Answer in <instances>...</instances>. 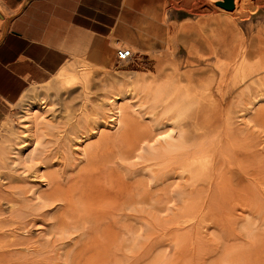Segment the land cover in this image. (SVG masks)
<instances>
[{
  "label": "rangeland",
  "instance_id": "1",
  "mask_svg": "<svg viewBox=\"0 0 264 264\" xmlns=\"http://www.w3.org/2000/svg\"><path fill=\"white\" fill-rule=\"evenodd\" d=\"M157 1L132 8L133 29L125 23L98 39L105 51L84 67L87 83L55 74L29 90L26 103L43 98L47 110L36 112L42 141L23 157L51 161L47 176L78 196L39 201L33 189L49 187L20 164L24 102L0 114V264H264V8L252 5L247 17L212 0ZM120 46L131 47L130 59L116 60ZM135 81L148 92L119 101L125 121L111 129L109 95ZM85 123L99 129L83 154L76 129ZM23 206L29 218L11 224ZM7 240L33 241L37 253L21 256Z\"/></svg>",
  "mask_w": 264,
  "mask_h": 264
},
{
  "label": "crops",
  "instance_id": "2",
  "mask_svg": "<svg viewBox=\"0 0 264 264\" xmlns=\"http://www.w3.org/2000/svg\"><path fill=\"white\" fill-rule=\"evenodd\" d=\"M161 2V0H159ZM0 0V114L22 102L35 84H46L67 63L91 67L108 37L131 14L157 0ZM127 8H131L130 11ZM170 11V10H169ZM171 14V12H169ZM81 47L88 50L74 54ZM73 54V55H72ZM69 58V56H71ZM85 63V64H84ZM87 63V64H86ZM81 64V65H82ZM88 65V66H87ZM32 84V85H31ZM31 85V86H30Z\"/></svg>",
  "mask_w": 264,
  "mask_h": 264
},
{
  "label": "bare ground",
  "instance_id": "3",
  "mask_svg": "<svg viewBox=\"0 0 264 264\" xmlns=\"http://www.w3.org/2000/svg\"><path fill=\"white\" fill-rule=\"evenodd\" d=\"M212 1H220V0H212ZM223 1V0H222ZM216 2H215V4H216ZM233 5H234V12L235 13H237L239 16H247V11L249 10V8H251V6L253 5L254 7L253 8H256V11H258L260 8H264V0H233ZM218 6V5H217ZM220 7V6H219ZM193 8V7H192ZM222 8V7H221ZM222 9H224V8H222ZM224 10H226V9H224ZM254 10V9H253ZM227 11H232V10H226V12ZM249 16V15H248ZM247 16V17H248ZM195 45V44H194ZM193 45V46H194ZM251 46V45H250ZM129 48L131 51H132V49H131V47L130 46H127V47H124V46H120L119 48ZM196 47V46H195ZM198 47H199V45H198ZM117 49V48H116ZM239 49V48H238ZM191 50V49H190ZM193 51V50H192ZM240 53V52H239ZM241 54V53H240ZM243 54V53H242ZM245 54V53H244ZM132 55H133V51H132ZM236 55V54H235ZM250 55V54H249ZM241 56V55H240ZM239 57V56H238ZM131 58V57H130ZM129 58V59H130ZM244 59V58H243ZM128 60V59H127ZM119 62H121V61H119ZM123 62V61H122ZM258 63H263L264 64V58H259V61H257ZM82 64V63H81ZM85 64V63H84ZM87 64V63H86ZM82 66H84L83 64H82ZM88 66V65H87ZM263 66V65H262ZM67 68H69V67H64V68H62L59 72H58V75L59 74H64V76L66 77V79L67 80H69V81H75V83L77 82V83H84V82H86V80H87V75H86V73L85 72H87V70H85V68L84 67H82L81 68V71H77V72H75V71H73L74 70V67H71L73 70H68ZM84 69V70H83ZM70 71L71 72H73V73H70ZM85 71V72H84ZM75 72V73H74ZM251 75V74H250ZM64 77V78H65ZM89 78V77H88ZM76 83V84H77ZM87 83V82H86ZM85 83V84H86ZM130 85V87H129V89H125L126 88V86L123 88V86L122 87H120L121 89H117V91H115V89H114V93L113 92H111L112 94L111 95H109V97L110 98H112V100L110 101V102H108V104H109V110H110V113H112V119L110 118L109 120L112 122H110L111 123V129H117L118 127H120V126H122L123 124H124V121H125V114L123 113V110H122V105H119V101L120 102H122V100H124V99H133L134 97V94L136 93H139L140 94V91L141 92H148V90H146V89H148L147 88V86L144 84H140V82H138V81H135V82H132V83H130L129 84ZM128 85V86H129ZM262 85V84H261ZM86 86H87V84H86ZM85 86V87H86ZM263 86H264V84H263ZM84 86H83V88H85ZM88 87V86H87ZM119 87V86H118ZM117 87V88H118ZM87 89V88H86ZM261 89V88H260ZM84 91H86L85 89H83ZM86 94V93H85ZM108 97V98H109ZM30 97H29V95H25L24 96V98L22 99V102H24V113H23V124H22V128L24 129L23 130V132H24V136H26V139L25 140H23L21 143H19L20 144V151H21V154H20V159H21V161H20V164H21V166L23 167V169L24 170H27V169H31L32 168V170L34 169V172H35V177H36V179L38 178V180H39V182H40V184L41 185H39L40 187L41 186H46V187H49L48 189H50L49 191H38V188H34L33 189V191L35 192V194H36V197L37 198H39V201H41V203L43 202H49V203H52L53 201L56 203V202H58L59 200L61 201V200H63V199H65V198H62L64 195H68L69 196V201L70 200H72V196H75V192L73 191V194L74 195H72L71 193H72V191H70V193L69 192H67V191H65V192H61V187H62V185H61V179H59L58 178V176H56V177H50V174L47 176V171L49 172V171H51V164H52V162L51 161H49V160H47V159H45V160H39L38 162H34V161H32L31 159H30V157H23L24 155H25V153L28 151V152H30V153H33V151L35 150V147L42 141V137H43V134H44V130L41 128V121L40 120H42V119H39L38 120V116H36V112H39V111H43V113L47 110V104L45 103V101L43 100V98H41L39 101H32L31 103H26V101L29 99ZM109 98V99H110ZM108 99V100H109ZM49 102V101H48ZM85 102V101H84ZM106 105H107V103H106ZM40 114V113H39ZM46 114V113H45ZM44 114V115H45ZM221 114V113H220ZM111 115V114H110ZM43 116V115H42ZM221 116H222V114H221ZM109 117H111V116H109ZM86 121H87V119H85ZM195 120V118L191 121V122H193ZM215 120V119H214ZM202 121V120H201ZM213 121V120H212ZM175 123V122H174ZM195 122H193V124H194ZM196 123H198V121L196 120ZM93 124V123H92ZM185 124V123H184ZM192 123L190 124H188L189 126H191V125H193ZM171 125H174V124H172V122H171ZM185 125H187V124H185ZM187 125V126H188ZM188 126V127H189ZM194 126V125H193ZM109 127V128H110ZM196 127V126H195ZM179 128V127H178ZM181 128V127H180ZM184 128V127H183ZM186 128V127H185ZM197 128V127H196ZM98 129H99V125L98 124H94L93 126H91L90 127V125L89 126H87L86 125V123L83 125H79L78 126V128L76 129L77 130V132L79 133V135H77V134H75V136L77 135V138H79L78 139V142L79 143H77L78 145H77V148H78V150L79 151H81V153H83L84 152V150L85 149H83V147L85 146V144L86 143H88L87 141L89 140V139H91L95 134H97V132H98ZM182 129V128H181ZM180 129V130H181ZM195 129V128H194ZM75 130V131H76ZM189 130V129H188ZM189 132V131H188ZM191 133H192V131H190ZM194 132V131H193ZM195 133V132H194ZM197 133V132H196ZM61 134V133H60ZM60 134H58L57 133V135H60ZM166 134V133H165ZM168 134V133H167ZM170 134V133H169ZM169 134L168 135H164V139L166 140V142H168V140L170 139V137H169ZM21 135H23V134H21ZM74 136V137H75ZM171 136V135H170ZM187 136H188V134H187ZM45 137V136H44ZM67 137V136H66ZM70 137V136H69ZM160 137V136H159ZM159 137H157V138H159ZM193 137V136H192ZM76 138V137H75ZM106 138H108V136L106 137ZM196 139V138H195ZM66 140H68V138H66ZM70 140V139H69ZM73 140V139H72ZM141 140V139H140ZM138 141V144L140 145V142L142 141ZM144 140V139H143ZM152 139H150V141H151ZM198 140V139H197ZM155 141H156V139H155ZM184 141V140H183ZM46 142H47V140H46ZM70 142H72V141H70ZM145 142H147L146 140H145ZM158 142H160V141H158ZM157 142V143H158ZM180 142V141H179ZM60 143V142H59ZM73 143H74V140H73ZM143 143H144V141H143ZM55 144H56V142H55ZM63 144V143H62ZM72 144V143H71ZM71 144H67V145H71ZM134 144H136V146L134 147L135 148V150L137 149V143H136V141L135 142H133V145ZM161 144V143H160ZM230 144V143H229ZM47 145V144H46ZM84 145V146H83ZM131 145V144H130ZM130 145H129V147H130ZM149 145L150 146H152V148H153V146H154V144H153V142L151 143H149ZM200 145V144H199ZM128 146V145H127ZM171 146V145H170ZM63 146L61 145V147L60 148H62ZM64 147H66V146H64ZM74 147V146H73ZM122 147H124V146H122ZM121 147V148H122ZM125 147H126V145H125ZM131 147H132V145H131ZM130 147V148H131ZM49 148V147H48ZM47 148V149H48ZM68 148V147H67ZM70 148V147H69ZM129 148V149H130ZM133 148V147H132ZM131 148V150H133ZM189 148V147H188ZM59 149V148H58ZM148 149H149V147H148ZM165 150V149H164ZM63 150H61V152H62ZM65 151V150H64ZM63 151V152H64ZM129 151V150H128ZM209 151V150H208ZM63 152H62V154H63ZM86 152V151H85ZM126 152H127V150H126ZM130 152V151H129ZM3 153V148L2 147H0V154H2ZM65 153H66V151H65ZM119 153V152H118ZM121 153H123V152H121ZM121 153H119V154H121ZM133 153V151L130 153V154H132ZM152 153H153V150H152ZM182 153V152H181ZM84 154V153H83ZM118 154V155H119ZM155 154V153H154ZM61 155V154H60ZM176 155V154H175ZM30 156V155H29ZM159 156V155H158ZM62 157H64V156H62ZM127 157V156H126ZM193 157V156H192ZM220 157V156H219ZM154 158V157H153ZM191 157H189V159H190ZM215 158V157H214ZM221 158V157H220ZM19 159V158H18ZM161 159V158H160ZM199 159V158H198ZM226 159V158H225ZM1 160V159H0ZM35 160V159H34ZM181 160H183V159H181ZM148 161H150V160H148ZM12 162H14L15 163V159L13 160L12 159ZM63 162V161H62ZM169 164H170V161L168 162ZM169 164H167V165H169ZM218 165V164H217ZM222 165V164H221ZM215 166V165H214ZM154 167V166H153ZM184 167V166H183ZM180 168V167H179ZM194 168H196L195 166H194ZM20 169V168H19ZM174 169H176V168H174ZM181 170L183 169V168H180ZM205 169V168H204ZM223 169V168H222ZM171 170H173V169H171ZM206 170V169H205ZM21 171V170H20ZM28 171H30V170H28ZM33 172V173H34ZM181 172H183V171H181ZM89 173V172H88ZM22 174V173H21ZM85 174H87V173H85ZM84 174V175H85ZM186 175V174H185ZM217 175H219V173H217ZM104 176V175H103ZM102 176V177H103ZM180 176V175H179ZM105 177V176H104ZM103 177V178H104ZM34 178V177H33ZM177 178H178V176H177ZM105 179H107V176H106V178ZM248 179V178H247ZM6 181V180H5ZM4 182V181H3ZM113 185V184H112ZM224 186V185H223ZM238 186V185H237ZM238 190H239V188H238ZM240 191H241V189H240ZM60 193V194H59ZM82 193V192H81ZM80 193V194H81ZM61 194H63L62 196H61ZM79 195V194H78ZM77 194H76V196H78ZM82 196H83V194H81ZM247 195V194H246ZM35 196V195H34ZM86 196H88V195H86ZM65 197V196H64ZM67 197V196H66ZM36 198V199H37ZM76 198V200L78 199L77 197H75ZM244 199V198H243ZM246 199V198H245ZM248 199V198H247ZM255 199H257V198H255ZM75 200V199H74ZM135 200V199H134ZM235 200V199H234ZM77 201H80L79 199L77 200ZM76 201V202H77ZM53 202V203H54ZM61 202H63V201H61ZM65 202V201H64ZM130 203L132 202V201H129ZM252 202V201H251ZM254 202H255V200H254ZM60 203V202H59ZM67 203V202H66ZM9 204V203H8ZM40 204V203H39ZM77 204V203H76ZM78 204H80L81 205V203L79 202ZM66 205V204H65ZM69 205H71V204H69ZM261 205V204H260ZM30 206V205H29ZM28 206V207H29ZM39 206H41V205H39ZM76 207H77V205H75ZM28 207H26V206H23V207H21V208H18V209H15L13 212L11 211V215H10V220H11V224H15L16 223V221L18 222H20V221H23V219L25 218V217H28L29 216V214H27V213H29L28 212V210H27V208ZM131 207V206H130ZM80 207H78L77 208V210L79 209ZM66 209H68V208H66ZM69 209L71 210L72 209V206L71 207H69ZM74 209V208H73ZM73 209L71 210V211H73ZM81 210H82V208H81ZM91 210V209H90ZM231 210V209H230ZM67 211V210H66ZM65 211V212H66ZM79 211H80V209H79ZM83 211V210H82ZM75 212V211H74ZM77 212V211H76ZM81 212V211H80ZM86 212H87V210H86ZM91 212V211H90ZM33 213V212H32ZM31 213V214H32ZM93 213V212H92ZM68 214H70V212L68 213ZM67 214V212L65 213V215L64 216H66V215H68ZM73 214V213H72ZM71 214V216H73ZM79 214H81V213H79ZM28 215V216H27ZM89 215V214H88ZM88 215H86V216H88ZM69 216V215H68ZM67 216V217H68ZM70 216V217H71ZM78 216V215H77ZM236 216V215H235ZM212 217V216H211ZM29 218V217H28ZM84 218V217H83ZM91 219H92V217H90ZM94 218H96V217H94ZM25 219H27V218H25ZM32 219V218H31ZM97 219H99V218H96L95 219V221L97 220ZM86 220V222L85 221H83V222H85L84 224H85V227H89L88 226V222H87V220L88 221H90L88 218L87 219H85ZM210 220V219H209ZM32 221V220H31ZM94 221V220H93ZM23 222H26L25 220L23 221ZM22 222V223H23ZM29 222H30V220H29ZM91 222H92V220H91ZM90 222V223H91ZM97 222V221H96ZM98 222H100V221H98ZM10 224V225H11ZM77 224V223H76ZM75 224V225H76ZM80 224V223H79ZM101 224V223H100ZM74 225V229L75 228H78L77 226H75ZM93 225H94V222H93ZM17 226H19V225H17ZM70 226V225H69ZM95 226H97V225H95ZM15 227V226H14ZM206 227V226H205ZM210 227V226H209ZM213 227V226H212ZM96 228V227H95ZM94 228V229H95ZM100 228V227H99ZM98 228V229H99ZM2 229H4V228H2ZM70 229H72V227L70 228ZM86 229V228H85ZM12 230V229H11ZM14 230V229H13ZM17 230V229H16ZM16 230H14V232L16 231ZM87 230V229H86ZM93 230V229H92ZM18 231V230H17ZM80 231V230H79ZM82 231L84 232V229H82ZM99 231H100V229H99ZM208 231V230H207ZM206 231V232H207ZM4 232H6V230L4 231ZM10 232H12V231H10ZM101 232V231H100ZM208 232H212V230L211 231H208ZM208 232H207V234H208ZM9 234V233H8ZM7 234V236L8 237H10L9 235ZM18 235L19 233H15V235ZM85 234H88L87 233V231L85 232ZM209 234H212V233H209ZM14 235V234H13ZM6 236V237H7ZM20 236V235H19ZM206 236V235H205ZM211 236V235H210ZM15 238V239H14ZM208 238V237H207ZM5 239H8V238H5ZM13 239L14 240H17V238L16 237H13ZM12 238L11 239H9V240H13ZM18 239H19V237H18ZM210 238H208V240H209ZM5 241V240H4ZM7 242L9 243V246H15L14 247V250H15V248H19V249H22L23 251H21L20 253H21V256H23V254H22V252H24V253H26L27 254V252H36V249L38 248H36L35 247V243L33 242V241H27V240H18V241H11V243L7 240ZM8 243H7V245H8ZM226 243V242H225ZM229 243V242H228ZM2 244V243H1ZM40 244V243H39ZM41 245V244H40ZM228 245V244H227ZM225 246V245H224ZM230 246V245H229ZM1 247V246H0ZM40 247V246H39ZM2 248H4V251H5V248H7V246L6 247H2ZM1 248V249H2ZM9 248V247H8ZM7 248V249H8ZM12 248V247H11ZM17 248V249H18ZM13 250V249H12ZM25 250V251H24ZM42 249H40V251H41ZM17 251V250H16ZM27 251V252H26ZM38 252H39V250H37ZM222 252V251H221ZM19 253V254H20ZM37 253V252H36ZM16 254H17V252H16ZM39 255H41V253L39 254ZM239 255V254H238ZM1 256V255H0ZM6 257H7V255H6ZM234 257V256H233ZM2 258V257H1ZM30 258V257H29ZM20 260V259H19ZM3 261V260H2ZM213 261V260H212ZM4 262V261H3ZM17 262V261H16ZM1 263V262H0ZM17 263H19V261L17 262ZM4 264V263H3ZM14 264V263H13ZM19 264H35V262H33V261H27V260H25V259H23Z\"/></svg>",
  "mask_w": 264,
  "mask_h": 264
},
{
  "label": "built area",
  "instance_id": "4",
  "mask_svg": "<svg viewBox=\"0 0 264 264\" xmlns=\"http://www.w3.org/2000/svg\"><path fill=\"white\" fill-rule=\"evenodd\" d=\"M132 57V51L129 48H117L115 50V58L117 61H126Z\"/></svg>",
  "mask_w": 264,
  "mask_h": 264
},
{
  "label": "water",
  "instance_id": "5",
  "mask_svg": "<svg viewBox=\"0 0 264 264\" xmlns=\"http://www.w3.org/2000/svg\"><path fill=\"white\" fill-rule=\"evenodd\" d=\"M216 5L222 7L226 10H233L234 9L233 0L217 1Z\"/></svg>",
  "mask_w": 264,
  "mask_h": 264
}]
</instances>
